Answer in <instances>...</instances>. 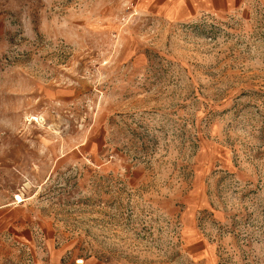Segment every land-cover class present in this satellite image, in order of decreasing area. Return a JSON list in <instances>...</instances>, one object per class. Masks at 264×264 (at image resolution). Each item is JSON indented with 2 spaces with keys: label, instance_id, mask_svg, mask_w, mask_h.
Listing matches in <instances>:
<instances>
[{
  "label": "rangeland",
  "instance_id": "rangeland-1",
  "mask_svg": "<svg viewBox=\"0 0 264 264\" xmlns=\"http://www.w3.org/2000/svg\"><path fill=\"white\" fill-rule=\"evenodd\" d=\"M88 261L264 264V0H0V264Z\"/></svg>",
  "mask_w": 264,
  "mask_h": 264
},
{
  "label": "crops",
  "instance_id": "crops-1",
  "mask_svg": "<svg viewBox=\"0 0 264 264\" xmlns=\"http://www.w3.org/2000/svg\"><path fill=\"white\" fill-rule=\"evenodd\" d=\"M241 0H165V18L170 21H184L193 19L202 14L224 16L234 9ZM8 215V213H7ZM7 219V218H4ZM8 221V220H7ZM21 229H24V221L17 222V233L20 237ZM85 264H100L96 261H88Z\"/></svg>",
  "mask_w": 264,
  "mask_h": 264
}]
</instances>
